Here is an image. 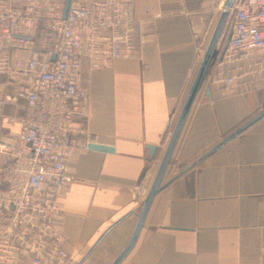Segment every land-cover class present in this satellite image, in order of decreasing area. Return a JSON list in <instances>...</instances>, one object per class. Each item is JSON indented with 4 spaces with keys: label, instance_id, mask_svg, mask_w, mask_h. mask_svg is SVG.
<instances>
[{
    "label": "crops",
    "instance_id": "crops-1",
    "mask_svg": "<svg viewBox=\"0 0 264 264\" xmlns=\"http://www.w3.org/2000/svg\"><path fill=\"white\" fill-rule=\"evenodd\" d=\"M225 3L135 0V59L83 64L87 119L71 134L53 221L74 264H264V118L236 134L264 97L223 87L239 64L220 61L228 14L163 165ZM41 27L12 54L38 51ZM0 102V140L16 146L24 102L2 74Z\"/></svg>",
    "mask_w": 264,
    "mask_h": 264
},
{
    "label": "built area",
    "instance_id": "built-area-1",
    "mask_svg": "<svg viewBox=\"0 0 264 264\" xmlns=\"http://www.w3.org/2000/svg\"><path fill=\"white\" fill-rule=\"evenodd\" d=\"M63 6L64 0H0V74L24 102L17 145L0 140V264H74L53 221L69 180L70 137L87 119L83 64L130 61L143 47L135 0H71L64 20ZM228 16L223 58L239 64L223 87L236 95L249 86L264 91V0H233ZM39 23V50L13 55V43L35 37Z\"/></svg>",
    "mask_w": 264,
    "mask_h": 264
},
{
    "label": "water",
    "instance_id": "water-1",
    "mask_svg": "<svg viewBox=\"0 0 264 264\" xmlns=\"http://www.w3.org/2000/svg\"><path fill=\"white\" fill-rule=\"evenodd\" d=\"M232 1L233 0H226V3L224 5V10L220 14V17H219V20H218L217 25L215 27L214 33L212 35L211 41H210V43H209V45L207 47V50H206V52L204 54L203 59H202V63L200 65L199 72H198L197 77H196V79H195V81L193 83V86H192V88H191V90L189 92V95L187 97L186 103L184 105V108L182 110V113L180 115L178 123L176 125V129L174 131V135H173V137L171 138V141L168 144L167 151H166V154H165L164 160H163V165L168 161V158H169V156L171 154V151H172V148H173L174 143L176 141L177 135H178L183 123H184V120L186 118V115H187V112H188L189 107L191 105V102H192V100H193V98L195 96V93H196L197 89H198L199 82L201 80L202 74H203V72H204V70L206 68V65H207L208 61H209L210 55L212 54L213 49H214V47H215V45L217 43L219 34L221 32L223 23H224V21H225V19L227 17L228 9L230 8V6L232 4ZM70 2H71V0H64V6H63V11H62V19L63 20L66 18V14H67V11L69 9ZM25 39L29 40V38H25ZM228 39H229V35L227 36L226 42H225V44L223 46L222 53L220 55V61L222 60L223 55L225 53ZM53 60H54V57L51 58V61H53ZM262 118H264V110L259 115L254 117L251 121H249L246 125H244V127L239 129L236 134H240L247 127H249L250 125H252L253 123L257 122L258 120H260ZM88 148L91 149V150L100 151V152H111V149H108V148H105V147H101V146H96V145H89ZM150 150H153V149H150ZM153 193H155V190H153L151 192V195L148 198V200H150V198L153 195Z\"/></svg>",
    "mask_w": 264,
    "mask_h": 264
},
{
    "label": "rangeland",
    "instance_id": "rangeland-1",
    "mask_svg": "<svg viewBox=\"0 0 264 264\" xmlns=\"http://www.w3.org/2000/svg\"><path fill=\"white\" fill-rule=\"evenodd\" d=\"M223 45L225 44V42H226V35L223 37ZM223 47V46H222ZM89 73H86V72H84L83 71V69H82V72H81V75H80V77H81V82H85V83H87V81L89 80ZM86 89V88H85ZM257 89V88H256ZM87 90V89H86ZM258 90H260V89H258ZM87 92H88V90H87ZM260 94H261V96H263L264 97V91H262V90H260Z\"/></svg>",
    "mask_w": 264,
    "mask_h": 264
}]
</instances>
